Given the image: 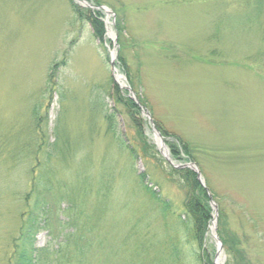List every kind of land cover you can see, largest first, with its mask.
<instances>
[{
	"label": "rangeland",
	"instance_id": "obj_1",
	"mask_svg": "<svg viewBox=\"0 0 264 264\" xmlns=\"http://www.w3.org/2000/svg\"><path fill=\"white\" fill-rule=\"evenodd\" d=\"M84 1L111 13L91 11L102 41L75 0H0V264L35 199L33 176L61 217L37 248L83 237L44 264H214L215 221L224 264H264V0ZM114 57L174 167L125 103ZM184 164L217 207L200 245L174 174Z\"/></svg>",
	"mask_w": 264,
	"mask_h": 264
},
{
	"label": "trees",
	"instance_id": "obj_2",
	"mask_svg": "<svg viewBox=\"0 0 264 264\" xmlns=\"http://www.w3.org/2000/svg\"><path fill=\"white\" fill-rule=\"evenodd\" d=\"M77 11L80 12L79 10ZM91 11L92 10L88 9L87 19L90 21L91 27L94 31V35L96 36V38L102 41L105 34V28L104 24L100 20V12L92 13ZM119 32H121V29L119 30ZM125 103L129 105V107L133 110L134 115L137 116L136 112L138 113L140 109L135 104V102L131 99H127ZM134 121L138 122V128H140L142 124L140 122L142 121L137 118ZM163 136L165 135L163 134ZM128 151L136 158L139 157L136 154L135 149L128 148ZM173 155L172 157H174ZM174 174H178L177 176L185 182L186 188L188 189V195L186 197L185 204L186 215L188 220L187 226L189 232L192 235L193 240L196 242L198 241L200 245L203 242L205 233L211 220V210L209 207L210 199L208 197L207 191L198 183L196 174L194 172L189 169H181L174 172ZM140 178L142 179V181H145L146 176L141 174ZM32 182V197L34 194L35 199L32 203L30 202L27 211L23 213L18 236L13 242V250L9 264H44V258H47L49 256L53 257L54 254L57 256L63 255V247L69 244L73 238H79V240H83V237L80 238L78 234L71 235V233L67 231V228H69L68 226L70 224V221H67L66 223H62L60 221L59 223L61 227L65 229V231H67L68 233L65 235L66 237H64V235L62 236L64 238V242H58V249L56 250H50L49 246L47 248H37L36 243L39 234L47 229H49L52 233L50 224V219L52 215L58 218L61 217L60 215L55 214V206L53 204V201L49 203V201L46 200V197L52 192L51 189H44V191L39 193V190L36 189L37 179L35 176H33ZM147 191H150L148 187ZM153 196L155 197L156 201L162 204L164 212H167L170 209L169 203L165 202L164 199H161V197L157 195ZM219 237L225 247L228 244L227 241L225 240V238H223V236H221V234ZM67 239H69L70 241H67ZM52 264L62 263L53 262ZM78 264L81 263L78 262ZM226 264H230L229 260L226 262Z\"/></svg>",
	"mask_w": 264,
	"mask_h": 264
},
{
	"label": "water",
	"instance_id": "obj_3",
	"mask_svg": "<svg viewBox=\"0 0 264 264\" xmlns=\"http://www.w3.org/2000/svg\"><path fill=\"white\" fill-rule=\"evenodd\" d=\"M75 2H76L77 4H79V5H81L82 7H85V8L91 9V10H93V11H95V10H96V11H102L107 17H109V15H111L110 11H109L107 8H105V7H99V8H97V7H94L93 5H90V4L86 3L84 0H82V1H80V0H75ZM115 58H116V57H114V58L111 60V62H110V66H111V70H112L113 75H115V73H116V69H115ZM116 84H117L120 88H122V89L126 90L127 92H129L131 99H132V100L135 102V104L139 107L140 111L142 112V115H143L146 119H148L149 124H150L151 127H152L153 133H154L155 137L157 138V141L160 142L159 150H160V153H161L162 157H163V158H164V159H165V160H166L171 166H173V163L171 162V159H170V157H169V154H168V151H167V149H166V146H165L164 143L162 142V136H161V134L158 133V131H157L155 125H154V122H153V120H152L151 117H150V114H149L147 111H145V109L141 106V104H140L139 101L136 99L134 93L132 92V90H131L129 87H126V86H120V85L118 84L117 81H116ZM173 167H174V166H173ZM178 168H180V169H189V170H191L192 172H194V173L197 175V181H198V183H199V184H200V185H201V186L207 191L208 197H209V199H210V201H211V205H212L213 211H214V213H215V219H216L217 207H216V205L214 204V202H213V200H212V196H211V194L208 192V190H207L206 187H205L204 181H203V179H202V176H201V174H200L198 168H197L195 165H193V164H184V165L179 166ZM215 223H216V221L213 223V237H214V240H215L216 245H217V254H219V252H222V253H223V245H222L221 241L219 240L218 236L215 234V233H216ZM223 255H224V254H223ZM216 256H217V255H216ZM224 260H225V256H224Z\"/></svg>",
	"mask_w": 264,
	"mask_h": 264
},
{
	"label": "bare ground",
	"instance_id": "obj_4",
	"mask_svg": "<svg viewBox=\"0 0 264 264\" xmlns=\"http://www.w3.org/2000/svg\"><path fill=\"white\" fill-rule=\"evenodd\" d=\"M115 79L120 86L124 85V79L118 73H115ZM157 143L159 146L160 142L157 141ZM214 264H224V256L222 252H219V254H217Z\"/></svg>",
	"mask_w": 264,
	"mask_h": 264
}]
</instances>
